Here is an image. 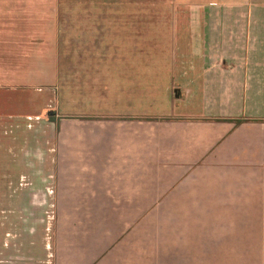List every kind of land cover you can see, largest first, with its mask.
<instances>
[{"label": "crops", "instance_id": "crops-1", "mask_svg": "<svg viewBox=\"0 0 264 264\" xmlns=\"http://www.w3.org/2000/svg\"><path fill=\"white\" fill-rule=\"evenodd\" d=\"M172 1L188 31L66 39L44 0H0V90L24 111L2 147L0 264L31 260L2 239L14 195L52 202L57 264L66 240L64 264H119L143 225L167 264H264V0Z\"/></svg>", "mask_w": 264, "mask_h": 264}, {"label": "rangeland", "instance_id": "rangeland-1", "mask_svg": "<svg viewBox=\"0 0 264 264\" xmlns=\"http://www.w3.org/2000/svg\"><path fill=\"white\" fill-rule=\"evenodd\" d=\"M44 3V12L49 18L45 24V30L67 31L66 39L69 38V31H188L186 24L189 7L175 5L172 0H44ZM102 7L110 8V11H102ZM196 27L195 24L194 30ZM18 95L19 92L14 89L12 92L8 89L0 90V168L10 165L8 162H10L12 153L6 147L2 149L5 142L9 140L10 132L6 130L10 123L9 120L23 117L21 116L22 113H18L24 112L21 106L7 104L9 100ZM52 112L45 113L46 119L49 118L48 116H52ZM22 151L21 149L20 154ZM27 151L28 153L24 152L23 154L30 156V162L33 158H37L36 151H32L31 148ZM2 183L3 179H0L1 187ZM16 183L15 180V186ZM16 198L17 196L14 195L13 211H4L5 214L12 215L14 225L12 228L9 225L4 227L2 239L8 243L13 238L16 239V234L19 233L18 238L23 236L25 239H29L30 264H57L55 252L58 239V222L51 205L52 202L47 199V196H31L29 206L23 207L22 200H16ZM18 203L19 211L16 209ZM35 206L37 208L33 211ZM85 214L83 213V216ZM27 215H29L28 218ZM23 216L24 219L21 220ZM83 220L82 223L73 222L72 226L68 224L69 233L71 229L74 234L78 235L79 227L86 226L85 218ZM65 228L67 229L66 225ZM155 239L149 225H143L141 235L136 237L135 242L132 244L125 243L122 249H115L112 253L118 255L119 264H167L162 259L165 256L166 245L155 243ZM70 247L71 244L68 240L63 242V264L67 259L65 257L69 255ZM61 254L60 256H62ZM60 256H57V260ZM253 264H261V261L255 260Z\"/></svg>", "mask_w": 264, "mask_h": 264}]
</instances>
